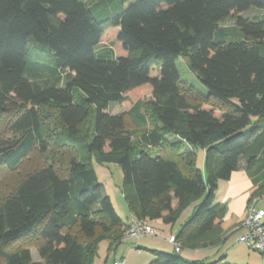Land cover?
<instances>
[{"label": "trees", "instance_id": "obj_1", "mask_svg": "<svg viewBox=\"0 0 264 264\" xmlns=\"http://www.w3.org/2000/svg\"><path fill=\"white\" fill-rule=\"evenodd\" d=\"M251 8L264 0H0V171L16 175L0 190V264H93L104 241L115 254L129 225L92 156L119 165L138 222L173 225L198 200L172 235L179 252L150 250L148 264H204L179 253L226 240L218 182L244 161L264 195V15ZM178 58L208 95L181 85Z\"/></svg>", "mask_w": 264, "mask_h": 264}, {"label": "rangeland", "instance_id": "obj_2", "mask_svg": "<svg viewBox=\"0 0 264 264\" xmlns=\"http://www.w3.org/2000/svg\"><path fill=\"white\" fill-rule=\"evenodd\" d=\"M257 10L258 9L256 8H251L244 12V16L250 18ZM229 21L230 20H226L224 23ZM95 52L97 54L104 53L103 57L105 59H113V48L112 44L109 42H104L96 46ZM175 64L180 76L181 85L188 86L190 88L192 87L202 96L208 95L207 89L190 71L183 58H178ZM75 96L77 97V93ZM128 108L129 107L125 104L120 105L112 103L109 106V112L111 114H125L128 111ZM143 114L152 124L153 117L151 115L149 106H144ZM125 127L128 131L136 133V135L138 134V132L134 130L129 122H126ZM134 138V143L137 144V136ZM172 139L173 138H171V140ZM141 149L147 150L149 153L155 152L154 149L152 150L148 147H141ZM191 149V147H186L183 152H186L187 154V150L192 151ZM193 154V163L196 168L202 172L205 180L206 169L204 166V151L200 147H195ZM89 164L96 173L97 181L103 186V193L110 198L117 215L122 219V221L128 225L133 219L137 221L134 217H129L125 202L122 198L121 191L123 186V176L116 161L107 160L104 162H98L92 156L89 160ZM15 178L16 175L13 173L10 174L0 171V190L5 191L6 187H9ZM228 186V181H219L214 197V203L225 207V216L223 218L222 226L226 232V240L220 246L192 252L182 250L179 255L182 258L189 259L191 261H203L204 264H264V254L253 251L249 249L245 243H239L237 241V239L240 237V234L245 231V229L242 227V223H244L247 216L249 215L250 208H253L255 211L259 209L264 211V195L258 198H252L255 190L253 187L249 190V192H245L241 188L240 190H236L235 194L230 195L231 192H228ZM198 203V200H196L184 208L179 218L173 225H166L160 220H145L140 222L154 230L155 235L152 237H142L136 240H131L127 237L129 228V226H127L124 231V240L116 250L113 257L116 260L124 258V264H148L154 258L150 250L166 253L173 252L174 248L170 243L167 242V239L174 235L180 229L181 225L191 217ZM262 222H264V217ZM233 227L234 229H232ZM239 228L242 229L240 230ZM106 244L107 243L105 241L99 244V253L96 256L95 264H104L106 259H108L111 263L115 261H111V257L107 256ZM137 247L141 248V250H137ZM31 255L33 261H40L36 249L33 247H31Z\"/></svg>", "mask_w": 264, "mask_h": 264}, {"label": "built area", "instance_id": "obj_3", "mask_svg": "<svg viewBox=\"0 0 264 264\" xmlns=\"http://www.w3.org/2000/svg\"><path fill=\"white\" fill-rule=\"evenodd\" d=\"M263 217V210L259 209L255 211L253 208H250V213L242 225L245 229V233L237 239L239 243H245L249 249L257 251L261 254H264ZM133 220L130 221L127 232V237L129 239L136 240L142 237H152L155 235V232L151 227ZM167 242L173 246L176 252H179V245L176 243L173 236H170L167 239ZM112 264H124V258L115 260Z\"/></svg>", "mask_w": 264, "mask_h": 264}, {"label": "crops", "instance_id": "obj_4", "mask_svg": "<svg viewBox=\"0 0 264 264\" xmlns=\"http://www.w3.org/2000/svg\"><path fill=\"white\" fill-rule=\"evenodd\" d=\"M255 14H253L252 16H263L264 15V10H257V11H255L254 12ZM251 16V17H252ZM256 167H254V168H251V169H248L247 167H246V165H245V163H244V161H241L240 162V165H239V169L236 171V172H234L232 175H231V177H230V179L228 180V184H229V186H228V192L230 193V195H233V194H235L236 193V190H240L241 188L243 189V191H245V192H249V190L253 187L254 188V183L252 182V179H254L255 177H257L258 175L257 174H254L255 172V169ZM241 184V185H240ZM234 191V192H233ZM216 193V192H215ZM223 223V222H222ZM243 224V223H242ZM222 228H223V226H222ZM232 229H234V227L232 228ZM231 229V230H232ZM240 230L242 229V228H239ZM224 230V229H223ZM238 230V229H237ZM239 230V231H240ZM230 232V231H229ZM245 233V231L244 232H242L241 234H240V236H242L243 234ZM106 246H107V244H106ZM98 253H99V250H98ZM96 259V258H95ZM111 261H113V260H116L113 256L111 257V259H110ZM111 262H109V260L108 259H106L105 261H104V264H110ZM93 264H95V260H94V262H93ZM112 264V263H111Z\"/></svg>", "mask_w": 264, "mask_h": 264}]
</instances>
